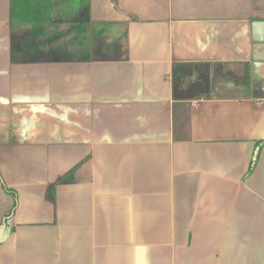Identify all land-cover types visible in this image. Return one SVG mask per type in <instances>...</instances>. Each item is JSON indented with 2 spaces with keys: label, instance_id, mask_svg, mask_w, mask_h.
<instances>
[{
  "label": "crops",
  "instance_id": "crops-1",
  "mask_svg": "<svg viewBox=\"0 0 264 264\" xmlns=\"http://www.w3.org/2000/svg\"><path fill=\"white\" fill-rule=\"evenodd\" d=\"M89 8V60L33 62L0 0V264H264V0Z\"/></svg>",
  "mask_w": 264,
  "mask_h": 264
},
{
  "label": "trees",
  "instance_id": "trees-1",
  "mask_svg": "<svg viewBox=\"0 0 264 264\" xmlns=\"http://www.w3.org/2000/svg\"><path fill=\"white\" fill-rule=\"evenodd\" d=\"M110 2L116 6L117 0ZM9 8L11 38L12 41L17 40L16 54L22 60L33 62L89 60V0H9ZM52 24L56 28L53 33L48 28ZM60 25H65V29L59 30ZM22 26L28 28L21 31ZM70 35L72 37L69 41L57 44L60 39ZM15 60L17 57L12 54V61ZM210 66L174 63L171 77L174 98L190 100L201 92L208 97L211 93L208 79ZM201 67L204 77L202 75V79L185 86L192 69ZM74 171L75 168L48 186L46 192L48 201L55 202L56 186L72 182Z\"/></svg>",
  "mask_w": 264,
  "mask_h": 264
},
{
  "label": "rangeland",
  "instance_id": "rangeland-1",
  "mask_svg": "<svg viewBox=\"0 0 264 264\" xmlns=\"http://www.w3.org/2000/svg\"><path fill=\"white\" fill-rule=\"evenodd\" d=\"M65 27L66 26H61V27H59V30H63V29H65ZM54 29H56L55 27H54ZM195 78H196V76H191V78H190V81H192V79L193 80H195ZM219 82V80L217 79V77L214 79V84H216V83H218Z\"/></svg>",
  "mask_w": 264,
  "mask_h": 264
}]
</instances>
